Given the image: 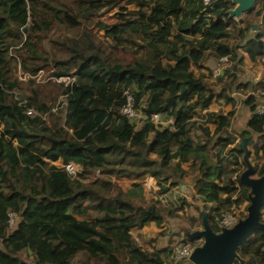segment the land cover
<instances>
[{
  "label": "trees",
  "instance_id": "16d2710c",
  "mask_svg": "<svg viewBox=\"0 0 264 264\" xmlns=\"http://www.w3.org/2000/svg\"><path fill=\"white\" fill-rule=\"evenodd\" d=\"M121 1L0 0V264H72L79 253L78 264H165V248L143 249L131 231L151 222L160 225L165 216L179 217L185 201L177 199L178 206L146 202L142 180L164 177L156 194L167 193L187 174L184 163L190 162L196 193L214 231L220 228L214 217L240 203L235 193L248 201V188L229 176L221 156L233 144L224 136L233 112L208 113L215 128L212 133L204 129L196 140L188 126L197 110L207 109L215 98L229 101L227 91L243 86L232 73V81L216 94L205 82L210 75L197 70L207 69L203 62L211 56L236 62V49L227 41L230 29L245 40L253 24L245 17H228L230 0L209 5L202 0H151L150 5L127 0L137 9L120 6L124 12L110 25L96 19L107 37L100 39L87 23ZM256 14L264 23V11ZM135 34L144 42L137 43ZM263 37L262 31L247 41L248 52L260 54ZM123 42L138 46L143 58L116 59L112 50H130ZM17 64L31 75L46 70L74 79L31 89L26 106L37 115L28 116L10 93L19 84L11 74ZM125 92L147 116L140 125L120 112ZM59 96L64 106L51 112L47 102L55 104ZM245 103L250 115L239 137L257 134L253 156L263 158L254 165L259 177L264 175V113H256L254 96ZM151 114L172 122L156 125ZM212 150L218 151L214 160ZM227 150L233 160L241 154L238 147ZM71 163L79 168L76 176L65 169ZM96 171L100 176L92 178ZM112 178L129 180L131 186L123 190ZM88 210L96 215L84 218ZM10 214L18 218L14 228L9 227ZM238 253L243 262L235 264H264V234L255 232Z\"/></svg>",
  "mask_w": 264,
  "mask_h": 264
},
{
  "label": "rangeland",
  "instance_id": "374dc122",
  "mask_svg": "<svg viewBox=\"0 0 264 264\" xmlns=\"http://www.w3.org/2000/svg\"><path fill=\"white\" fill-rule=\"evenodd\" d=\"M149 5L153 3V1L148 0L147 2ZM120 6L123 8H126L127 10H136L137 6L134 4H130L127 2V0H123L120 2V5L117 7H114L110 11L102 13L98 18H95L94 20H91L90 23H87L89 26V29L92 30L93 33L96 34L100 39L107 40V37H103V31L98 30V26L96 24V19L98 21L105 23V24H113L117 21V14L120 12H124V10H120ZM143 9L145 11H149V6H144ZM264 11V3L257 2L255 4V7L251 13H246L243 14L242 17H245L248 19V22L250 24L255 25L257 28L256 30H261V28L264 27V23L262 21V18L260 15H257V11ZM239 19V18H238ZM238 19L235 18L236 21ZM252 25V26H253ZM263 25V27H262ZM240 27H245L244 24H240ZM173 33H176V26L174 25L172 27ZM248 32V31H247ZM252 29H249V32L246 34L249 35V33H252ZM134 39L137 43H143L144 40H141V36L135 34ZM228 44L236 49V53L242 51L241 45L243 43V39L239 36L237 33L236 29H230V36L227 39ZM123 46H128L130 47V50L128 52H123L121 50L122 48H118V50H112L113 56L116 59L119 58H127L131 61H134L135 59H142L143 54L141 50L138 48V46H131L127 42L122 43ZM246 51L249 50V45L246 42L245 45L243 46ZM48 49V48H47ZM49 50V49H48ZM13 53V51H11ZM245 57L247 56L244 54ZM238 57V53H237ZM236 59V62H231V61H225V60H216L212 56L209 57L207 60L203 62V65L207 63V65L210 67H205L207 69L204 70H197V73H203L204 75H210L207 77V80L205 79V82H207V86L209 89L213 90L216 94L219 89L223 85H225L228 81L231 82L232 78L226 79L223 81H219L218 78L221 77V71L223 69H231V67L236 64L237 62H240V65L234 69L233 73L236 77L235 83H240L243 86L239 89H234L232 87L229 89L228 95L233 93V97L237 99V103L230 106V111L233 112L231 119H230V124L226 131L224 132V136L227 135L232 139L233 141V146L232 147H238L239 144V133L242 129L245 128V119L248 117L249 114V108L245 103V100L248 98V96H254L256 99V103L259 104L261 101L264 100V81L262 80L263 78V72L258 78H253L252 73L249 72L250 66H249V60L247 61H242L241 58ZM230 66H228L230 63ZM242 62V63H241ZM239 64V63H237ZM236 64V65H237ZM264 67V59L260 60L259 63L252 65L253 68H259ZM213 67V68H212ZM264 69V68H263ZM196 71V70H195ZM264 71V70H263ZM12 77L17 79L19 81L18 86L15 87L13 91H11V95L15 99H19L22 101H25L29 94L31 93V89L37 87L38 85H42L47 82H56V83H61L64 85H67L70 81L73 80V78L69 77H62V78H57L55 76L51 75V71H46V70H39L36 74L31 75L29 73H26L22 70L21 66L19 64L15 65L12 67L11 71ZM241 76V81L239 80V77ZM72 77V76H71ZM64 97L59 96L57 102L55 104H50L49 102L48 105H50L51 109L52 108H58L56 109L59 110L64 106ZM59 105V106H58ZM34 108V107H33ZM213 108L217 109L215 113H220L224 114L223 112L225 111L222 108V104L220 101H216L213 104ZM35 109V108H34ZM213 110V109H211ZM211 110H202L199 109L197 110L196 115L190 120L189 122V131L191 132V135L194 137V139H198V136L204 133V129H208L210 132L214 130L215 125L212 122L207 121V114L211 112ZM36 111V110H35ZM55 111V112H56ZM213 112V111H212ZM36 113V112H35ZM37 115V114H34ZM164 122V126L169 125L172 122V118H166L165 116H161ZM46 118V117H45ZM137 125H140V123H137ZM226 148L221 152L222 160H223V165L227 166V169L229 170V173L232 177V179L237 180V177L240 176V174L244 171L246 168V165L243 162L242 159V153L239 154L238 158L233 160L231 155H228V150L230 149ZM251 152H250V161L253 165L256 163H261L262 162V157H260L258 160H255L253 153H254V147H251ZM218 153L217 150H212L210 152L211 159L214 160L216 157V154ZM233 161V162H232ZM231 162V164H229ZM56 165H60V162H55ZM189 164L184 163L183 168L186 170L187 174L185 175L183 181L189 185V187L185 186L184 184H181L183 192L180 190V186H176L170 189L167 193L164 194H156L159 191V182L163 180L164 177L161 176H150L147 175L143 178L142 180V187H143V193L145 197V201L149 202L152 199H157L160 201L161 205L168 206L169 204H173L174 206H178L179 202H177V199L181 198L183 201H185V204L182 208V210L178 211V216L179 217H174L170 219L171 217H164L163 223L164 226L162 229L159 228V225H155L157 228H153L152 230L146 229V230H137L134 229L132 231V236L133 239L136 241L138 245H140L143 249H151L154 247H164L166 249L165 252V262L166 264H180V261L177 263H173V261H170L169 255L171 253V249L177 245L180 244L183 240H186V232H191L194 227L196 229H200L202 227L201 224V207L202 209L207 212L204 209V204L201 202L200 197H198L196 193V187L194 186V172H191L189 169ZM79 169V168H78ZM100 174L98 171L95 172V174L92 176V178H98ZM254 176L257 177L255 174ZM112 181L117 183L123 190H127L131 186V182L126 179H115L112 178ZM87 181V180H85ZM182 182V181H181ZM166 186H168L169 183H165ZM249 191V189H248ZM234 197L240 199V203L234 205L232 207V210H230L235 217L240 218L242 215L246 214V207L248 205V201L244 200L241 198L240 195H238V192L234 194ZM203 204V206H202ZM210 203L206 204V207H209ZM96 215L95 211L93 210H88L87 214L85 215L84 218H92V216ZM81 217V216H79ZM176 218V219H175ZM18 221V218L14 215L11 216V228H14L16 226V223ZM192 223V225H191ZM149 226V224L147 225ZM178 226V228H177ZM165 227V228H164ZM181 229V230H179ZM172 231H178L176 234H171ZM175 235V236H174ZM21 257L24 258L26 261L31 262V258L26 255V253H22ZM81 254H77L76 257L73 259L72 264H78V261L81 258Z\"/></svg>",
  "mask_w": 264,
  "mask_h": 264
},
{
  "label": "water",
  "instance_id": "95a60500",
  "mask_svg": "<svg viewBox=\"0 0 264 264\" xmlns=\"http://www.w3.org/2000/svg\"><path fill=\"white\" fill-rule=\"evenodd\" d=\"M232 8L226 11L229 18H240L243 14L250 13L255 7V0H230ZM255 25L252 29H256ZM26 30V29H25ZM257 134L250 132L242 137L238 148L246 168L238 177L239 183L249 189L247 193L248 205L246 214L230 227H220L214 231L208 221L207 212L201 208L200 229L186 232L188 240L202 239V243L194 248L186 259L180 264H235L243 262L238 253L255 232L264 234V222L261 220L262 207L264 206V175L254 176V165L250 161L251 147L257 145Z\"/></svg>",
  "mask_w": 264,
  "mask_h": 264
},
{
  "label": "built area",
  "instance_id": "2783aa9c",
  "mask_svg": "<svg viewBox=\"0 0 264 264\" xmlns=\"http://www.w3.org/2000/svg\"><path fill=\"white\" fill-rule=\"evenodd\" d=\"M202 2L204 5H209L212 2V0H202ZM255 2L256 3L257 2L258 3L259 2L264 3V0H255ZM262 41H263V45H264V37L262 38ZM263 59H264V57H263ZM220 60L227 61L225 57L221 58ZM62 77L73 78L71 76H62ZM62 77H58V78H62ZM125 95H126V102H125L124 106L121 108L120 112L123 115H125L128 118V120L134 122L135 124L141 123V121L147 119V116L145 114H143L142 112L138 111L135 108L133 96L128 92H125ZM16 100L19 101V103L25 107V113L28 116H33L34 114H37V111H35L36 109H34L33 107L26 106V100L25 101H22L19 99H16ZM56 109H58V108H52L50 110H51V112H55ZM255 111H256V113H259V114L264 113V100L261 101L259 104H257ZM42 117L45 119L46 114L42 115ZM149 119L156 125L164 126L163 119L158 114H151ZM239 139H240V137H239ZM233 144H231L229 147H232ZM65 169L72 176H76L77 172L79 171L78 166L75 164H72V163L67 164L65 166ZM233 198H234V196H233ZM209 205H210L209 206V208H210L211 204H209ZM232 207H234V205H232L227 211L222 212L220 216L216 215L214 217L215 220L217 221L218 227H230L239 219V218L235 217V215L230 211V210H232ZM213 214H214V212H212V215ZM12 215L13 214L9 215L10 216V219H9V227L10 228H11V216ZM194 230H196L195 227L192 229V231H194ZM201 243H202V239L188 240L186 238V240H183L182 242H180V244L175 245L171 249V253L169 255L170 261H173V263H177L183 259H186L187 257L190 256V254L192 253L194 248L197 247L198 245H200Z\"/></svg>",
  "mask_w": 264,
  "mask_h": 264
},
{
  "label": "crops",
  "instance_id": "0c3cea01",
  "mask_svg": "<svg viewBox=\"0 0 264 264\" xmlns=\"http://www.w3.org/2000/svg\"><path fill=\"white\" fill-rule=\"evenodd\" d=\"M253 11V10H252ZM251 13V12H250ZM241 18V17H240ZM235 19V18H234ZM262 27H263V25H262ZM250 29H252V27L250 28ZM252 33H249V35H247L246 36V34L249 32V30H248V32H245V40L243 41V43H242V45H241V49H243L242 51H240V53L239 52H237L238 53V61H240L239 60V58H241L242 59V61H247V59L249 60V66H250V70H249V72H251L252 73V77L253 78H258L261 74H262V72H263V78H262V80L264 81V67H261L260 66V69L259 68H253L252 67V65H255V64H257V63H259L260 62V60H263V57H264V47H263V51L262 52H260V54H256V52H254L253 50H250L249 52L248 51H246V49L243 47L244 45H245V43L247 42V41H249L250 39H253L254 38V36L256 35V33H259V32H264V27L263 28H261V30H256V29H252ZM244 54H246L247 56L245 57V55ZM237 63H239V64H237ZM236 64H234L235 66H236V68L240 65V62H237ZM242 63V62H241ZM229 65L228 66H230V64H231V62L230 63H228ZM204 66V65H203ZM204 67H209L208 65H207V63L205 64V66ZM210 68V67H209ZM213 68V67H212ZM235 68V69H236ZM202 70H204V69H202ZM233 71H234V69H228V67L226 68V69H223L222 71H221V77H223V80H226V79H228L229 78V76L228 75H230V74H232L233 73ZM234 74V73H233ZM239 80L241 81L242 79H241V76L239 77ZM220 91H221V89H219ZM220 91H218V93L220 92ZM217 93V94H218ZM233 93H231V94H229V97H230V100L229 101H225L223 98H215L214 100H213V102L210 104V106L207 108V109H204V110H211V109H213V110H211V112L213 111V112H216V110L217 109H215V108H213V104L216 102V101H220L221 102V104H222V108L225 110L223 113L224 114H226L227 112H229L230 110V106L232 105V103H234V104H236L237 102V99H235V97H233V95H232ZM220 114V113H219ZM249 115H250V113L248 114V117H249ZM248 117L245 119V121L248 119ZM213 132V130L211 131V133ZM182 167H183V165H182ZM181 184H184L185 186H187V187H189V185H187L184 181H182L180 184H179V186L181 185ZM180 190L183 192V189H182V186H180ZM198 196V195H197ZM199 197V196H198ZM202 202V201H201ZM203 203V202H202ZM204 204V203H203ZM203 204H202V206H203ZM202 208V207H201ZM170 219H172V218H170ZM176 219V218H175ZM155 223L154 222H151L150 224H149V226H143L142 228H133L132 229V231L134 230V229H137V230H146V229H150V230H152V227L154 228L155 227ZM163 226H164V223L162 222L160 225H159V228L160 229H162L163 228ZM155 228H157V227H155ZM154 228V229H155ZM165 228V227H164ZM177 228H178V226H177ZM196 228V227H195ZM179 230H181V229H179ZM131 231V232H132ZM176 233H178V231H172L171 232V234H176ZM175 236V235H174ZM154 248H157V249H162V248H164V247H154ZM152 249V248H151ZM165 264H166V262H165Z\"/></svg>",
  "mask_w": 264,
  "mask_h": 264
}]
</instances>
